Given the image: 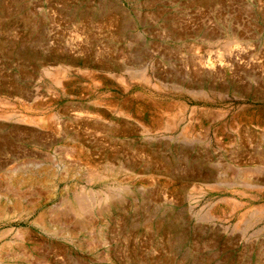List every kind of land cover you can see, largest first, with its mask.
<instances>
[{"label": "rangeland", "instance_id": "374dc122", "mask_svg": "<svg viewBox=\"0 0 264 264\" xmlns=\"http://www.w3.org/2000/svg\"><path fill=\"white\" fill-rule=\"evenodd\" d=\"M0 264H264V0H0Z\"/></svg>", "mask_w": 264, "mask_h": 264}, {"label": "bare ground", "instance_id": "6f19581e", "mask_svg": "<svg viewBox=\"0 0 264 264\" xmlns=\"http://www.w3.org/2000/svg\"><path fill=\"white\" fill-rule=\"evenodd\" d=\"M212 65H213V64H212ZM203 66H204V65H203ZM209 66H210V65H209ZM207 67H208V66H207ZM212 67H214V66H212ZM212 67H211V68H212ZM208 68H210V67H208ZM80 204H81V203H80Z\"/></svg>", "mask_w": 264, "mask_h": 264}]
</instances>
